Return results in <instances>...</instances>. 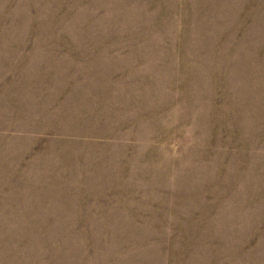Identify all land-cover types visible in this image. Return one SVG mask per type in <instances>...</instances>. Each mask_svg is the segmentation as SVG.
<instances>
[{
	"label": "rangeland",
	"instance_id": "1",
	"mask_svg": "<svg viewBox=\"0 0 264 264\" xmlns=\"http://www.w3.org/2000/svg\"><path fill=\"white\" fill-rule=\"evenodd\" d=\"M0 264H264V0H0Z\"/></svg>",
	"mask_w": 264,
	"mask_h": 264
}]
</instances>
